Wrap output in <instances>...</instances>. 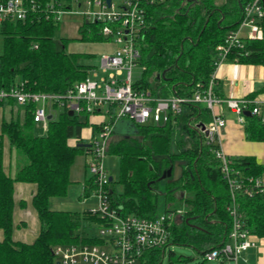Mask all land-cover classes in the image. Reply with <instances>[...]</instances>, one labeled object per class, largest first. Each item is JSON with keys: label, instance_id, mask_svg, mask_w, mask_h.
<instances>
[{"label": "trees", "instance_id": "1", "mask_svg": "<svg viewBox=\"0 0 264 264\" xmlns=\"http://www.w3.org/2000/svg\"><path fill=\"white\" fill-rule=\"evenodd\" d=\"M34 1L40 7L26 19L0 22L3 35L0 83L9 85L13 80L22 79L26 88L33 91L65 93L87 76L91 66L79 62L78 53L66 50L72 38H56L60 22L47 18L44 9L52 0ZM247 1L226 0L218 4L217 0H168L150 7L149 28L140 41L144 75L139 86L155 95L175 93L185 98L194 94L198 83L207 86L217 68V47L228 31L238 26L242 6ZM262 26L264 29V18ZM78 30L81 40L104 39L97 23L84 22ZM226 61L264 64V36L232 49ZM114 110L112 107L111 112ZM33 113L34 105L30 104L23 119L1 123L0 228L4 239L0 241V264H58L52 252L54 245L77 243L88 226L104 221L89 210L50 207L51 200L67 194L76 156L92 149L68 142L74 137L80 139L82 128L89 125L90 113L84 112V117L80 118L63 111L58 118L49 121L45 135L34 132ZM210 119L211 111L205 104L186 103L182 113L169 122L150 125L134 122V132L123 135L113 131L108 143V153L120 157L117 182L122 185V191L116 192L110 185L113 204L123 206L126 214L155 217L161 195L165 196L166 203L181 200L186 208H182V219L172 227L171 243L191 246L202 255L221 247L231 228L227 210L230 192L218 159L210 146L202 143L201 135L190 123V120ZM247 119V137L264 141V125L251 115ZM116 120L113 117L109 123L113 125ZM176 131H179L177 138ZM3 135L8 136L17 151L20 167L15 176L8 175L3 168ZM177 160L184 162L182 176L177 180L173 175L167 176L165 188L161 190L163 175L174 170ZM235 164L247 174L264 177V163L254 156L235 157ZM17 181L34 182L38 186L33 203L42 226L31 243L15 241L12 237L14 183ZM96 186L89 177L82 196L91 195ZM239 201L250 231L264 237V195H241ZM164 255V248L148 249L142 264H161Z\"/></svg>", "mask_w": 264, "mask_h": 264}, {"label": "built area", "instance_id": "2", "mask_svg": "<svg viewBox=\"0 0 264 264\" xmlns=\"http://www.w3.org/2000/svg\"><path fill=\"white\" fill-rule=\"evenodd\" d=\"M168 0H52L44 8L47 18L61 22L64 14H79L82 22L97 23L99 33L108 42L116 45L113 53L101 58V71L94 69L92 77L76 82L65 93L33 91L27 89L22 79L9 85L0 83V109L8 100L24 106L34 105V122L45 129L49 127V115L53 110H73V115L96 112L107 106L110 119L128 117L137 124H165L181 114L186 103H203L211 111L209 121L190 120L201 135L203 144L218 159L219 167L230 192L227 210L231 216V228L224 244L207 252L208 261L221 260L223 264L236 263L241 253L253 246L255 235L247 226L241 211L239 196L264 195V177L247 174L235 164V157L225 152L221 130L226 118L217 111V106L226 105L237 114L238 120L247 124V114L264 125V101L250 96L242 98L221 97L215 91V72L207 86L198 83L191 97L155 95L140 87V79H133V68L140 64V41L149 28V8ZM40 7L34 0H0V22L7 19L24 20ZM242 18L238 26L226 34L218 45V64L225 62L226 55L234 48L243 47L247 40L262 39L264 29V0H249L242 6ZM37 46V45H36ZM91 71V70H89ZM110 71L108 76L102 75ZM114 107V112L111 108ZM58 110V109H57ZM110 119L91 141L92 156L88 164L98 195V203L89 209L98 214L101 223L88 226L81 232L80 241L71 244H56L52 248L58 264H142L148 249L164 248L171 243L172 227L182 219L181 208L166 209L155 217L126 214L123 206L114 205L109 187L112 180L103 164V156L113 134ZM175 122V120H174ZM83 239H90L84 241Z\"/></svg>", "mask_w": 264, "mask_h": 264}, {"label": "crops", "instance_id": "3", "mask_svg": "<svg viewBox=\"0 0 264 264\" xmlns=\"http://www.w3.org/2000/svg\"><path fill=\"white\" fill-rule=\"evenodd\" d=\"M215 77V91L221 97L242 98L247 96L252 97L251 95L254 94L253 98H257L258 100L264 101V64H251L228 61L222 62L217 65V68L215 70ZM27 106L17 104L12 99L5 102L0 109V133L2 121L16 118L23 119ZM216 110L221 112L222 115L226 118V125L221 130V141L225 152L233 157L254 156L258 162L264 163V141L249 139L245 130L246 124L241 123L238 120L237 114L231 111L226 105L217 106ZM99 111L101 110H97L96 112ZM56 112L57 109L53 110L50 113V120L55 118L54 114ZM61 112L63 111H60V113ZM78 116L81 118V115ZM104 121L105 120L91 121V139H93V137L98 132L96 126ZM35 124L37 123L34 122V127ZM85 127L82 128L80 139H69L68 142L70 145L75 146L92 141L90 139L87 141L86 137L83 135V129ZM45 130L48 131V129ZM177 137H179V131H176V138ZM2 145L4 171L10 176H15L20 167V164H18L17 161V151L15 147L11 145L7 135H3ZM89 147H91V145ZM83 153L91 155L90 152L84 151ZM74 163L71 167V183L76 182L82 185V193L80 195V198H82V204H84V206L81 208V210L83 208L84 209L82 211L89 210L90 208L95 207L97 205V202H83V199H85L86 197H83L82 195L84 192L85 183L88 180L85 172H87L89 162L85 157L81 161V166L78 165L77 168H75ZM37 189L38 186L34 182L17 181L14 183L12 237L15 241L31 243L35 241L41 231V219L38 210L36 209L33 203V196L36 193ZM54 199L51 200L50 203V207L53 210L81 211L78 209H71L68 206L65 207V205L63 204L66 203L65 201H59ZM3 239L4 232L3 229L0 228V241ZM251 239L253 241V246L242 253H245L244 257L245 261H247L245 264H264V237L254 235Z\"/></svg>", "mask_w": 264, "mask_h": 264}, {"label": "rangeland", "instance_id": "4", "mask_svg": "<svg viewBox=\"0 0 264 264\" xmlns=\"http://www.w3.org/2000/svg\"><path fill=\"white\" fill-rule=\"evenodd\" d=\"M226 0H217L218 4L224 3ZM82 23V18L79 14H64L62 21L60 22V25L58 26L56 30V38L61 37H68L72 38L67 47L66 50L68 52H76L78 53V60L79 62L90 65L91 68L89 71L90 77H92V71L94 69L101 71V58L102 55L105 53H113L116 49V45L106 41L105 39L101 41L91 42L86 40H81L78 37L80 36V32L78 30L79 26ZM3 52V35L0 33V53ZM110 71H107L105 73H102V75L108 76ZM143 69L141 66H135L133 68V79L137 80L140 79L143 76ZM57 112L54 114V117L57 118L60 114L61 108H57ZM107 106H103L101 108V111L99 112H92L89 116V125H86V127L83 129V135L86 137V140L89 139L92 140L90 133V125L91 121H99V120H109V114L107 113ZM84 116L81 114V118ZM135 124L134 121L131 120L128 117H122L115 121L113 124V130L115 133L120 134H130L134 132L135 130ZM34 132L36 134H45L47 131L44 129L42 125H39L38 123L35 124ZM76 137H74L75 139ZM86 143H91L86 142ZM87 158V161L90 162L92 159L91 155H88L86 153H79L75 158V168H77L78 165H82L81 161L84 158ZM103 164L108 170L109 176H112L115 180L114 182H111L112 186L115 188L116 192L122 191V185L117 182L119 178V170H120V157L116 154L108 153V146H107V153L103 156ZM86 177H91V172L89 168H87ZM74 176V175H73ZM166 180L165 178L162 179L160 182V189L165 188ZM82 193V185L79 183H71L68 188L67 194L62 198H55L56 200L65 201L66 203H63L66 206L70 207L71 209H78L81 210V208L84 206L82 204V198H80V195ZM54 199V200H55ZM161 204L158 208V213H163L168 208L172 209H178V208H186V205L181 202V200H175L172 204L165 202V196L161 195ZM85 203H98V195L96 193H92L90 196L83 199ZM84 209V208H83ZM82 209V210H83ZM81 210V211H82ZM250 251V250H249ZM248 251V252H249ZM174 252V254H172ZM247 253V252H246ZM245 254V253H244ZM244 254H240L238 257L237 263L232 260L231 264H245L247 261H245ZM178 256H183L182 259H179ZM161 264H223L221 260H205L204 255L200 254L195 248L184 245V244H170L165 249V255L163 256V259L161 261Z\"/></svg>", "mask_w": 264, "mask_h": 264}, {"label": "water", "instance_id": "5", "mask_svg": "<svg viewBox=\"0 0 264 264\" xmlns=\"http://www.w3.org/2000/svg\"><path fill=\"white\" fill-rule=\"evenodd\" d=\"M107 1L109 2L110 0H107ZM68 113H69V115H73L74 114L73 110L69 111ZM246 114L250 115V112H246ZM80 145L90 146L91 144L90 143H82ZM183 165H184L183 161L177 160L176 163H175V166H174V170L173 171L168 170V173H165L163 175V179L166 178L167 176H170V175H173V179L174 180L179 179L182 176V174H183ZM112 179H113V177L110 176V180H112Z\"/></svg>", "mask_w": 264, "mask_h": 264}]
</instances>
